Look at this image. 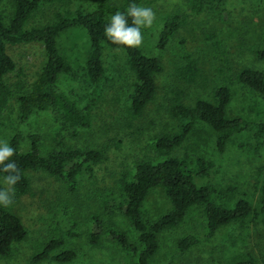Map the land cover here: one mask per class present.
I'll return each mask as SVG.
<instances>
[{
	"label": "rangeland",
	"instance_id": "1",
	"mask_svg": "<svg viewBox=\"0 0 264 264\" xmlns=\"http://www.w3.org/2000/svg\"><path fill=\"white\" fill-rule=\"evenodd\" d=\"M123 0H66L65 6L74 10H94L101 3L121 4ZM139 5L150 7L156 14L151 28L143 29L144 42L139 47L145 54L158 57L163 72L156 77L157 95L143 116L129 125L127 114L128 95L134 75L121 50L105 46L104 64L108 79L103 82L102 96L94 102L91 126L80 128L75 137L65 136V143L82 151H104L107 160L96 167L95 177L84 175L79 191L74 194L64 181L50 174L30 172L31 192L26 196L15 193L14 202L6 207L20 217L28 229V236L13 246L8 257L0 258V264H29L45 245L67 230L74 221L78 223L80 236L68 239L63 250H76L83 256L66 264H134L133 257L121 249L107 235L98 247L88 245L93 225L90 217L100 211L99 200L104 194L119 195L118 185L125 172H133L141 160L155 158L154 137L173 130L177 123L170 117V109L177 91L181 101L194 105L197 98L213 101L214 88L225 78L247 66L264 72V60L255 55L264 46V0H143ZM63 3H45L30 20L28 27L43 26L55 20V13ZM13 12L11 0L0 1V15L8 23ZM172 15L182 19V26L174 33L167 46L160 50L158 43L165 21ZM60 50L75 69L83 73L89 58V38L82 28H73L59 37ZM9 53L17 68L6 81L13 91L10 104L0 113V141L10 140L21 134L38 133L43 136V151L54 147L55 137L62 132L60 117L52 112H37L22 123L18 119L17 97L30 91L45 64L46 57L41 45L9 46ZM187 57L197 61L198 76L194 82L185 81L178 73L186 64ZM57 85L71 99L83 107L93 100V88L81 80L67 75L58 78ZM232 100L227 108L229 119L242 118L258 122L264 119V98L238 83L230 87ZM213 129L198 122L188 139L171 155L202 156L214 164L211 182L219 190L230 186L251 203L260 216L263 205L258 190V169L264 164V147L252 145V132L245 131L233 136L226 153L216 150ZM27 151V142L21 147ZM0 177V183H3ZM170 203L162 188L154 189L142 207L146 221H155L170 211ZM126 231L133 241L138 240L135 229L121 212L110 221ZM188 233L205 237L202 208L193 207L185 221L177 228L160 235V249L152 264H224L237 253L252 254L255 264H264V226L260 218L222 227L210 240L192 247L184 254L176 253L179 237ZM38 264H60L45 261Z\"/></svg>",
	"mask_w": 264,
	"mask_h": 264
},
{
	"label": "trees",
	"instance_id": "2",
	"mask_svg": "<svg viewBox=\"0 0 264 264\" xmlns=\"http://www.w3.org/2000/svg\"><path fill=\"white\" fill-rule=\"evenodd\" d=\"M2 1V0H0ZM66 0H11L13 12L6 23L0 15V113L10 104L13 91L7 83V77L15 72L16 61L9 53V46L41 45L46 61L33 88L18 95V119L22 123L29 121L37 112H52L60 117L62 132L54 139V147L48 153L43 151V136L21 134L13 136L10 146L16 150L12 158L21 169V180L13 186L18 196L31 192L30 172H46L54 178L64 181L70 191L76 194L81 178L86 174L95 177L96 167L107 160L102 150L82 151L69 147L65 136L75 137L80 128L91 126V108L103 93V82L108 79L104 64L105 46L121 50L134 75L126 107L129 125H133L155 100L157 95L156 77L163 72L158 57L145 54L140 48H126L113 44L104 34L110 18L117 11L125 12L132 4L143 0H123L121 4L101 3L94 10L66 7ZM219 4L225 0H216ZM63 3L55 13V20L43 26L28 27L33 15L45 3ZM129 23L131 19L129 18ZM178 15L169 17L160 34L158 49L163 50L171 41L174 33L182 26ZM82 28L89 38V58L83 73L65 59L59 37L73 28ZM258 60H264V46L255 50ZM186 64L179 69V75L187 82H194L199 69L193 57H187ZM67 75L92 86V97L81 107L78 101L71 99L57 85L58 78ZM238 83L256 95L264 98V72L242 66L232 76L212 92L213 101L197 98L194 105L188 106L181 101V92L177 91L176 100L171 106L170 117L177 123L173 130L161 132L153 139L155 158L141 160L135 164L133 172L122 174L118 185L119 195L104 194L99 200L100 211L90 217L93 225L89 233L88 245L98 247L103 236L107 235L121 249L133 257L134 264H152L160 249V235L167 230L179 227L193 207L202 208L205 237L188 233L176 242V253L184 254L192 247L212 239L222 227L247 222L260 218L264 226V164L258 169V190L263 205L262 216L242 195L238 188L230 186L219 191L211 180L214 164L202 156L185 154L174 157L171 153L182 146L188 139L195 125L202 122L210 126L216 136V150L219 154L227 151L231 138L245 131L252 132V145L256 149L264 147V119L258 122L242 118L229 119L227 108L232 100L230 87ZM27 142V151L21 147ZM2 168V166H0ZM8 173L0 170V177ZM162 188L170 203V211L155 221H146L142 207L150 193ZM0 189L4 185L0 183ZM129 220L135 229L138 240L129 238L126 231L117 228L110 221L117 212ZM29 234L20 217L0 205V258L8 257L13 246L22 242ZM80 236L78 223L75 221L67 230H60L57 238L51 239L29 264L54 261L66 264L83 256L76 250H63L68 239ZM252 254L237 253L224 264H255Z\"/></svg>",
	"mask_w": 264,
	"mask_h": 264
},
{
	"label": "clouds",
	"instance_id": "3",
	"mask_svg": "<svg viewBox=\"0 0 264 264\" xmlns=\"http://www.w3.org/2000/svg\"><path fill=\"white\" fill-rule=\"evenodd\" d=\"M129 18L131 23H129ZM156 19L155 12L150 8L136 3L130 4L125 12L117 11L110 18L104 29L105 36L115 45L126 48H139L144 42L143 29L151 28ZM16 150L7 141H0V170L4 176V189H0V205L10 206L14 202L13 186L20 182L21 169L12 159Z\"/></svg>",
	"mask_w": 264,
	"mask_h": 264
}]
</instances>
